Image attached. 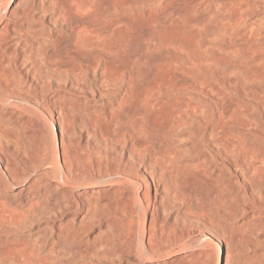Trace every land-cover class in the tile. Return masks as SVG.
<instances>
[{
  "label": "bare ground",
  "instance_id": "bare-ground-1",
  "mask_svg": "<svg viewBox=\"0 0 264 264\" xmlns=\"http://www.w3.org/2000/svg\"><path fill=\"white\" fill-rule=\"evenodd\" d=\"M257 1L264 0H251ZM167 14L155 29L132 33L130 0H0V99L52 103L61 133L76 136L79 146L68 156L62 137L61 168L47 146L30 149L16 134L0 132V264H53L50 223L28 233L20 228L64 205L75 207L70 216L81 234L104 237L110 253L126 256L142 231L143 243L148 238L153 253L165 254L186 244L191 232H203L186 224L202 212L189 198L201 185L215 189L222 218L240 211L233 203L241 191L264 203V65L247 62L234 45L225 61L214 50L200 52L166 33L177 18L173 10ZM240 21L234 12L198 42L216 41ZM231 93L251 96L258 108L230 100ZM71 101L90 106L86 122H75ZM118 174L135 183L114 187ZM227 256V264H256Z\"/></svg>",
  "mask_w": 264,
  "mask_h": 264
},
{
  "label": "rangeland",
  "instance_id": "rangeland-1",
  "mask_svg": "<svg viewBox=\"0 0 264 264\" xmlns=\"http://www.w3.org/2000/svg\"><path fill=\"white\" fill-rule=\"evenodd\" d=\"M106 1L110 2L112 0ZM135 1L130 0L131 30H134L132 33L142 27L149 30L155 29L159 18L163 15H168V11L173 10L175 18L177 17L178 19H175L176 23L174 22L166 30V33L175 34L183 40L192 42L197 48H200V52L204 51L203 53H205L207 50H214L222 61L231 57L233 53L230 52L228 46L234 45L244 52L243 57L247 62L255 67L264 65V41L260 46H254V42L259 37H264V26L260 27V20L264 16V1L253 3L251 0H145L146 3L142 7L137 6ZM245 1L250 3L246 10H242V5ZM238 8L239 10L237 11ZM214 10H217L215 15ZM234 12L240 16L241 21L234 25L228 33L218 37L216 41L210 39L206 45L198 42V35H204V31L215 26L220 19L226 21L229 15L234 14ZM209 18L212 20H209ZM243 39L244 41H242ZM219 43L221 45H218ZM201 48L203 49L201 50ZM183 53V50L178 49L180 58L183 57ZM210 68L213 73H218L215 64H212ZM145 70L149 73L152 68L148 65ZM226 78H229L228 74H226ZM86 97L91 100V97ZM229 99L241 101L244 105L254 110L258 108V104L252 100L251 96L242 93H231ZM70 103L72 104H70L68 111L75 119V122H86L88 118L86 113L90 106L86 105L85 102L71 101ZM55 108L52 103L45 107L42 102L35 104L23 102L13 97H4L0 99V132L8 131L16 134L18 138L24 141V143L22 141L20 143L27 144L30 149L38 150L40 146H47L46 148L50 150L53 157L58 156L59 164L57 165L64 168L61 155L62 137H64L68 156H71L73 150H78L79 146L76 136L68 135L65 130L61 133L57 123ZM97 108L101 112L102 105L99 104ZM50 112L53 114L52 117ZM259 124L264 125V122L259 121ZM254 127L255 124L252 130ZM253 131L256 132L255 129ZM81 132L82 130L76 129V134ZM5 142L11 148H14L15 144L12 140ZM21 150L23 149H20L19 152L23 154ZM56 178L63 182L60 174ZM111 180L114 187H128V183H135L134 179L121 174L113 176ZM69 186L75 191H82V188L77 184H70ZM215 193V189L212 186L201 185L197 193L195 192L189 197L193 203L198 204L202 212L197 214L196 217H192V221L186 220V224L200 227L203 232H191L187 235L189 236L187 243L173 246L169 254H165L160 250L153 253L149 247L148 238H144L145 242L143 243L144 232L142 231V237L138 238L135 243V250L130 255L115 256L105 248V245H101V239L104 237L80 233L78 221H75L73 216H70L76 211L75 207L71 205L62 206V211L56 210L54 213L33 218L20 228V232L28 233L38 226L39 223L49 222L47 249L53 264H217L221 250L225 253L224 264H227L228 260L227 251L229 252V257L231 256L230 259L247 258L256 261V264H264V203L257 198L249 197L247 199L239 194L237 201H234L235 204L232 203L240 211L234 216L228 215L222 218L219 217L220 214H218L215 206ZM178 222L180 225L184 224L182 220ZM157 242L158 239H155L154 244ZM4 247L5 244L2 245V249ZM225 247H227V251ZM199 252H202L204 256L200 257L198 255Z\"/></svg>",
  "mask_w": 264,
  "mask_h": 264
},
{
  "label": "water",
  "instance_id": "water-1",
  "mask_svg": "<svg viewBox=\"0 0 264 264\" xmlns=\"http://www.w3.org/2000/svg\"><path fill=\"white\" fill-rule=\"evenodd\" d=\"M220 249H221V247H220ZM224 260H225V253H224V251H220V259H219V261L217 262V264H224Z\"/></svg>",
  "mask_w": 264,
  "mask_h": 264
}]
</instances>
